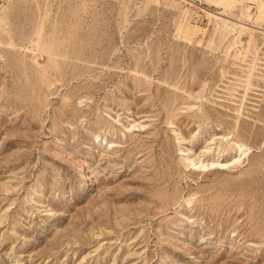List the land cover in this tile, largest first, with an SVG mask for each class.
Segmentation results:
<instances>
[{
	"label": "rangeland",
	"instance_id": "1",
	"mask_svg": "<svg viewBox=\"0 0 264 264\" xmlns=\"http://www.w3.org/2000/svg\"><path fill=\"white\" fill-rule=\"evenodd\" d=\"M260 5L0 0V264H264Z\"/></svg>",
	"mask_w": 264,
	"mask_h": 264
},
{
	"label": "bare ground",
	"instance_id": "2",
	"mask_svg": "<svg viewBox=\"0 0 264 264\" xmlns=\"http://www.w3.org/2000/svg\"><path fill=\"white\" fill-rule=\"evenodd\" d=\"M260 10L263 11V10H264V6L260 5ZM260 10H259V11H260ZM260 13H263V12H260ZM260 13H259V14H260ZM263 14H264V13H263ZM263 14H262V15H263ZM202 166H206V165H202ZM19 262H20V261H19Z\"/></svg>",
	"mask_w": 264,
	"mask_h": 264
}]
</instances>
